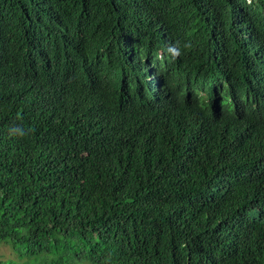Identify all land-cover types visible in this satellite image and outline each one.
Returning a JSON list of instances; mask_svg holds the SVG:
<instances>
[{
  "label": "trees",
  "instance_id": "trees-1",
  "mask_svg": "<svg viewBox=\"0 0 264 264\" xmlns=\"http://www.w3.org/2000/svg\"><path fill=\"white\" fill-rule=\"evenodd\" d=\"M166 33L264 93V0H0V264H264V120L149 87Z\"/></svg>",
  "mask_w": 264,
  "mask_h": 264
},
{
  "label": "clouds",
  "instance_id": "clouds-1",
  "mask_svg": "<svg viewBox=\"0 0 264 264\" xmlns=\"http://www.w3.org/2000/svg\"><path fill=\"white\" fill-rule=\"evenodd\" d=\"M246 2L250 3V0ZM188 46V44L183 47L178 46L174 35L170 33L164 35L149 59L151 61L149 68L154 72L152 75H148V71L146 73L149 87L164 86L168 79L171 87L186 88L181 91L185 94V98L197 102L203 108L213 107L223 113L237 116L251 115L256 120H264V93L259 91L261 72L258 64L245 65L242 61L236 65L233 73L235 77L232 75L215 77L208 82H205L199 73L191 72L186 86L183 81L179 86H173L171 82L180 77L181 61L184 60V50H188ZM102 58L103 56L97 55L93 60L83 61L81 65L83 72L89 73L94 70ZM240 69H243L241 73ZM236 172L242 177L250 175L248 168Z\"/></svg>",
  "mask_w": 264,
  "mask_h": 264
},
{
  "label": "rangeland",
  "instance_id": "rangeland-1",
  "mask_svg": "<svg viewBox=\"0 0 264 264\" xmlns=\"http://www.w3.org/2000/svg\"><path fill=\"white\" fill-rule=\"evenodd\" d=\"M16 257L10 246L6 243H0V258Z\"/></svg>",
  "mask_w": 264,
  "mask_h": 264
}]
</instances>
